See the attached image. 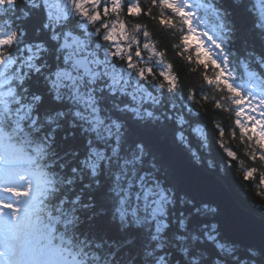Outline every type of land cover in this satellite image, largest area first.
I'll return each instance as SVG.
<instances>
[{
  "label": "snow or ice",
  "instance_id": "1",
  "mask_svg": "<svg viewBox=\"0 0 264 264\" xmlns=\"http://www.w3.org/2000/svg\"><path fill=\"white\" fill-rule=\"evenodd\" d=\"M207 7L219 38L188 0H0V264H264V206L225 181L264 196V170L221 125L264 165V90L230 67L264 79V0Z\"/></svg>",
  "mask_w": 264,
  "mask_h": 264
},
{
  "label": "trees",
  "instance_id": "2",
  "mask_svg": "<svg viewBox=\"0 0 264 264\" xmlns=\"http://www.w3.org/2000/svg\"><path fill=\"white\" fill-rule=\"evenodd\" d=\"M192 1V8L191 11L195 12V16L198 19H203L205 21L204 24H200L198 22V19L195 20V24L202 30L207 31L210 35H216L217 38H219L220 32L219 28L217 27V20L216 17L213 14V11L207 7V5L210 4H217L219 5L220 0H191ZM230 0H224V5L228 6ZM147 5V0H145V6ZM158 9L156 12L158 13ZM136 21H131L130 23H135ZM143 25L147 27V29L150 32L154 33V38L159 41V47L161 50H165V46L169 45L175 41L171 39V33L168 30H162L156 23V21H149L147 16H144L139 21ZM167 36L168 39L161 40V36ZM165 62H172L177 70L181 71V77L185 81L186 84H194V83H200V73H191L190 71H183L181 70L182 66L185 68H191L195 65H188L186 61L181 60L180 58L176 57L173 52L169 51L168 54L165 57ZM230 67H234L238 73V79L241 83H246L251 87V85H255L256 88L260 90H264V79H258L257 76H250L248 73L256 71L255 66H251L248 69V72L244 70L242 66H239L237 64L236 59H233V63L230 65ZM202 71V70H201ZM228 114H224V119L221 121V125L224 126L227 124L229 126L228 134L225 136V143L227 147L232 148L234 151H236L239 155L240 161H243V165L236 164L233 166V171L236 173V176H239L241 172L246 169L248 166H258L261 170H264V165L259 164H252L249 157H247V145L243 143L241 140H239L238 132H237V138L232 139L231 133H230V127L232 124L231 120H228ZM234 119V116H233ZM205 122H207V118H205ZM216 121H213L212 123H208V130L209 132H212L213 139L216 137V133L213 131V124ZM213 156L216 157V161L219 164L220 163V157L216 151L215 145L213 146ZM225 181L230 185L231 190L233 192V195L235 197V200L239 203V205L247 210L248 212L253 213L257 217H259V209L256 207H253L249 204V198L251 200H254L257 204L264 206V196H260L259 193L261 189L258 186H255L253 188H249L247 185H245L244 188H241L235 180V177H233L231 174H229ZM247 192V195L245 194ZM255 192V195L253 194Z\"/></svg>",
  "mask_w": 264,
  "mask_h": 264
},
{
  "label": "water",
  "instance_id": "3",
  "mask_svg": "<svg viewBox=\"0 0 264 264\" xmlns=\"http://www.w3.org/2000/svg\"><path fill=\"white\" fill-rule=\"evenodd\" d=\"M236 201V200H235ZM236 204L239 206V208L241 209V211H243L244 213H246V214H248V215H250V216H253V217H256V218H258L256 215H254L253 213H251V212H248L247 210H245V209H243L240 205H239V203L236 201Z\"/></svg>",
  "mask_w": 264,
  "mask_h": 264
},
{
  "label": "rangeland",
  "instance_id": "4",
  "mask_svg": "<svg viewBox=\"0 0 264 264\" xmlns=\"http://www.w3.org/2000/svg\"><path fill=\"white\" fill-rule=\"evenodd\" d=\"M188 3L189 4H191L192 5V1L191 0H188ZM189 11H191V9H189ZM195 20L196 19H194V21H193V23H194V26H196L197 27V30H198V32H203L196 24H195ZM205 40H206V38H204ZM210 46V45H209ZM250 88V87H249ZM257 90H260V89H258V88H256Z\"/></svg>",
  "mask_w": 264,
  "mask_h": 264
}]
</instances>
